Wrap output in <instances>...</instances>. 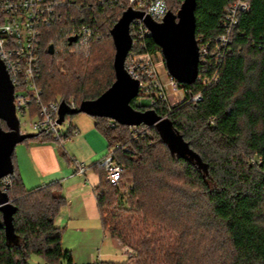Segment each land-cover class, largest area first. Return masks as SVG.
Segmentation results:
<instances>
[{"label":"trees","instance_id":"obj_1","mask_svg":"<svg viewBox=\"0 0 264 264\" xmlns=\"http://www.w3.org/2000/svg\"><path fill=\"white\" fill-rule=\"evenodd\" d=\"M67 1L76 7L75 14L90 17L91 28L102 37L81 50L63 38L68 21L50 26L37 86L44 103L60 97L74 98L79 105L97 98L115 79L105 40L113 49L114 45L106 33L128 5L127 0ZM195 1V37L214 39L221 33L222 9L230 0ZM247 1L249 10L238 14L221 60L216 64L210 58L198 66L200 77L216 74V79L203 84L197 78L182 85L187 97L201 93L200 101L171 106L162 101L142 106L134 99L130 102L166 120L206 171L187 154L172 151L155 125L129 126L93 116L95 128L122 166V177L131 175L124 199L105 183L100 170L95 192L103 229L132 253L123 261L95 264H264V0ZM181 2L167 0L168 10L175 13ZM50 44L61 45V51L48 53ZM136 51L160 48L147 36ZM33 140L51 138L41 131L24 142ZM12 163L5 190L12 205L11 225L0 227V264H28L31 254L46 264H73L61 246V229L54 224L65 202L60 183L28 190L14 166V153ZM112 189L118 212L112 214L116 223L106 228L103 208L109 205Z\"/></svg>","mask_w":264,"mask_h":264},{"label":"built area","instance_id":"obj_2","mask_svg":"<svg viewBox=\"0 0 264 264\" xmlns=\"http://www.w3.org/2000/svg\"><path fill=\"white\" fill-rule=\"evenodd\" d=\"M127 5L133 10L142 11L144 15L157 22L162 21L169 11L167 0H127ZM80 7L81 5L78 8ZM74 8L76 7L67 0H0V60L12 82L18 131L21 134L25 133L26 126L36 133L44 131L49 134L51 141L60 146L66 140H71L77 134V130L71 122L65 124L70 115H65L63 121L57 123L59 106L61 102L69 108H76L78 105L74 98L63 100L59 97L46 103L41 101V90L37 86V80L40 75L44 39L49 35L47 30L50 26L63 23L64 20L68 21L63 38L68 40L75 36L76 40L72 43L81 50H87L93 40L102 37L91 28L90 17L82 15L81 12L75 14L72 11ZM248 10L247 0H230L222 9L221 33L214 39H204L202 35L196 37L199 65H205L210 58L215 59L216 64L221 60L231 41L238 14ZM129 31L132 45L124 66L130 76L139 82L138 96L149 99L150 105L162 101L171 106L166 91L169 90L172 95L177 96L178 90L182 89L184 96L181 102H198L202 99L201 93L187 97L186 90L168 72L164 76L161 75L158 63L155 62V57L160 51L144 53L136 51L137 46L150 35L142 19H134ZM60 51L61 45L54 47V52ZM197 78H200L203 84H209L216 79V74L210 78L200 77L198 74ZM23 115L29 120L21 123L19 118ZM63 125L67 127L62 128ZM112 151L113 148L108 149L97 165L104 171L106 183L117 187L122 180V166L114 158ZM70 161L74 165L75 173L85 172L86 167L83 163L72 158ZM10 175L0 179V189L3 192L10 184Z\"/></svg>","mask_w":264,"mask_h":264},{"label":"water","instance_id":"obj_3","mask_svg":"<svg viewBox=\"0 0 264 264\" xmlns=\"http://www.w3.org/2000/svg\"><path fill=\"white\" fill-rule=\"evenodd\" d=\"M195 0H182L176 13L167 11L162 21H154L142 11L126 8L109 31L115 53L113 69L115 79L112 84L97 98L81 101L76 108H69L61 102L57 123H61L65 115L85 113L90 116L109 118L119 124L138 126L140 124L155 125L161 137L172 151L182 152L194 159L199 167L206 171L200 157L184 142L181 135L175 133L169 123L152 111H139L130 102L138 96V80L131 77L124 66L125 58L132 45L130 24L134 19H142L150 31V37L160 48L164 65L168 74L180 85L194 83L198 75L199 53L195 37ZM76 40L68 39V44ZM48 53L54 52L50 44ZM13 86L4 64L0 60V119L4 120L11 131L0 129V179L13 173L12 153L15 146L33 134H20L13 103ZM12 205L5 192L0 189V213L5 229L11 225Z\"/></svg>","mask_w":264,"mask_h":264},{"label":"crops","instance_id":"obj_4","mask_svg":"<svg viewBox=\"0 0 264 264\" xmlns=\"http://www.w3.org/2000/svg\"><path fill=\"white\" fill-rule=\"evenodd\" d=\"M94 122L78 118L71 123L77 134L70 140L75 141L74 147L64 142L63 160L53 147L50 152L45 148L43 155L37 153V150H43L38 146L50 140H23L19 144L25 145V149L20 147L19 152H13L14 166L26 189L52 182L60 183V193L65 202L55 216L54 224L61 229V246L70 253L73 264L117 261V257L124 255L115 239L103 229L98 210L95 188L101 180V168L97 162L109 148L106 138L95 128ZM30 148H34L35 153H31ZM65 149L74 154H67ZM75 155L80 157L86 167L83 174L74 171L70 158Z\"/></svg>","mask_w":264,"mask_h":264},{"label":"rangeland","instance_id":"obj_5","mask_svg":"<svg viewBox=\"0 0 264 264\" xmlns=\"http://www.w3.org/2000/svg\"><path fill=\"white\" fill-rule=\"evenodd\" d=\"M106 34L109 35V33H106ZM105 44H106L105 47L108 50V56L110 55V60H111V58H113L114 49L112 48V45L110 44L109 40L106 39L105 40ZM155 62L158 63L159 71H160L161 75L164 76L167 71H166V68H165V65H164V61H163V57H162L161 52H160L159 55H156ZM109 74H110V72H104V76L110 79L111 78V74H110V76H109ZM166 95H167L168 103L170 105H174L175 103L181 102V100L183 99V96H184L182 89H179L178 90L177 96L172 95V93H170L169 90L166 91ZM134 102H135L136 105H140V106H142V105H150V100L149 99L142 98L140 96H137L134 99ZM67 118L68 119H66L65 124H67L68 122L74 123L78 118H84L85 120H89L92 123L94 121V117L93 116L87 115L85 113H78V114L70 115ZM19 119H20V122L21 123L27 122L29 120L28 117L25 116V115L20 116ZM65 127H67V125H63L62 126V128H65ZM0 129L2 131H4V132L11 131L10 128L8 127V125L6 124V122L4 120H2V119H0ZM24 129L26 130V133H28V134H35L36 133L29 126H26ZM72 138H74V137H72ZM67 141H69V142H67ZM74 142L75 141L71 142L70 140H66V143L69 144V145H73V147H74ZM66 143H65V145H66ZM43 145L42 146H38V148L41 147L43 149L42 150L43 152L42 151L39 152V150H37V153H40L41 155H43L44 154V151H45L44 150L45 148H48L46 151H49L50 152V151H52L51 150V147H53L54 150H55V152L57 153L58 157H60V159L63 160L62 152H63L64 145H62L63 146V148H62V146H60V144H58V143H56L54 141H51V140H50V142H47V143H45ZM20 147H22L23 149H25L26 146L23 145V144H17V146L15 148V151H14L15 154L21 150ZM29 147H33V146H29ZM65 150H67V149H65ZM29 151H31V153H35L34 152L35 151L34 148H30ZM27 153H28V150H27ZM66 153L69 154V155L70 154H74V153L70 152L69 150H67ZM75 156L72 157V158L73 159H76L78 162H82L79 156L78 157L77 156L75 157ZM41 165H43V164H41ZM41 165H40V168H41ZM104 181H105V179H104ZM105 183H106V181H105ZM130 184H131V175H130V172H126L123 175L120 184L116 187V189L118 191V194L119 195L123 194L124 195V199L126 198L127 189L130 186ZM113 190L114 189L111 190V192L109 193L108 199H107V202H109V205L106 206V207L104 206V208H103L104 210L106 209L105 212L103 211V217L106 219L107 226H108L106 228H109L110 226H112L113 222L116 223V221L113 220L112 214L118 212V210L116 208V201H115V198H116L115 195H117V193L116 192L113 193ZM0 223H3L2 217H0ZM120 227H121V225H120ZM105 231L108 234H110L108 230H105ZM198 234H196V236H195L196 239L200 238L198 236ZM110 236H112V235H110ZM112 237L115 239V241L117 242L118 246L121 248L122 252L124 253V255H120L119 257H117V261H123V260H125L126 257H127V255H129L130 253H132L131 248L128 245L124 244L121 241V239L118 238L117 236H112ZM170 239H171V237L168 238V240H170ZM27 262H28V264H46L45 261H44V259L41 256H38L36 254H31L29 256Z\"/></svg>","mask_w":264,"mask_h":264}]
</instances>
